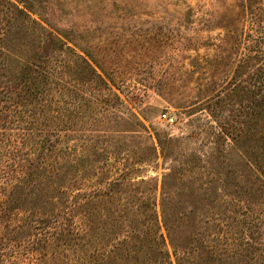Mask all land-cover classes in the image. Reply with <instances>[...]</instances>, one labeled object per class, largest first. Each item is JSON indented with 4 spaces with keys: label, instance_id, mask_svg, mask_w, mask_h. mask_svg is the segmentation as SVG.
<instances>
[{
    "label": "trees",
    "instance_id": "trees-1",
    "mask_svg": "<svg viewBox=\"0 0 264 264\" xmlns=\"http://www.w3.org/2000/svg\"><path fill=\"white\" fill-rule=\"evenodd\" d=\"M42 9L43 0H0V264H264V0L232 5L211 60L222 78L186 107L215 123L210 145L232 142L244 185L204 182L211 170L192 153L163 175L159 199L144 190L142 166L190 135L162 139L132 113L113 133L154 137L137 157L63 148L66 107L73 116L110 77L49 30Z\"/></svg>",
    "mask_w": 264,
    "mask_h": 264
},
{
    "label": "rangeland",
    "instance_id": "rangeland-1",
    "mask_svg": "<svg viewBox=\"0 0 264 264\" xmlns=\"http://www.w3.org/2000/svg\"><path fill=\"white\" fill-rule=\"evenodd\" d=\"M235 3L236 0H43L47 28L61 33L56 36L78 55L84 57V51L90 52L110 77H105V84L88 89L85 98L77 99L73 116L71 108L66 107L63 148L91 155L104 149L135 158L156 140L145 132L136 139L114 135L113 130H122L126 125H117L118 117L132 118L133 113L147 127L152 125L150 131H156L162 139L190 135L189 142L183 141L166 157L142 166V175L149 182L144 190L157 189L159 199L163 175L193 153L203 156L208 172L211 170L204 182L212 178L218 184L223 179L232 192L239 191V186L244 185L240 175L244 167L232 142L210 145V125L215 123L207 111L186 113V107L200 106L210 97L204 91L212 78H222V69L215 68L212 61L217 58V45L225 34L223 26ZM73 55L64 53L67 59ZM227 69L223 71L228 73ZM132 93L141 98L132 99ZM226 152H230L227 160L221 158L222 154L227 156ZM227 172L229 177L225 178L223 174Z\"/></svg>",
    "mask_w": 264,
    "mask_h": 264
},
{
    "label": "built area",
    "instance_id": "built-area-1",
    "mask_svg": "<svg viewBox=\"0 0 264 264\" xmlns=\"http://www.w3.org/2000/svg\"><path fill=\"white\" fill-rule=\"evenodd\" d=\"M167 121H173V119H171L170 117L167 116H163Z\"/></svg>",
    "mask_w": 264,
    "mask_h": 264
}]
</instances>
